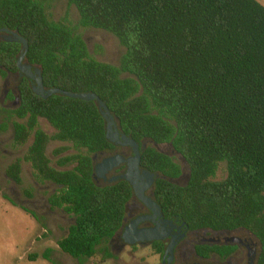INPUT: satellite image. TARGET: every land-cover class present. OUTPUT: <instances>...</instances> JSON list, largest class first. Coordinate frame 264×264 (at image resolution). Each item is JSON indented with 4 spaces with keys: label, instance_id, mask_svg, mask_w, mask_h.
<instances>
[{
    "label": "trees",
    "instance_id": "trees-1",
    "mask_svg": "<svg viewBox=\"0 0 264 264\" xmlns=\"http://www.w3.org/2000/svg\"><path fill=\"white\" fill-rule=\"evenodd\" d=\"M60 1L76 8L79 27L119 40L126 51L118 66L91 58L68 16L55 22L43 0H0V29L27 41L25 61L41 70L46 90L94 93L126 135L170 144L183 158L185 187L157 180V203L167 217L192 229L246 228L260 242L257 264H264V6L255 0ZM21 47L0 37V77L18 74ZM17 92L12 145L27 149L5 175L21 185L25 163L36 180L58 186L49 204L74 224L56 245L84 264L120 230L131 188L124 181L104 188L92 181V155L109 147L94 101L42 99L24 77ZM51 142L65 144L55 151L61 170L47 155ZM141 164L149 172L157 166L167 179L180 175L179 166L154 149L142 153ZM222 164L226 176L215 181ZM162 252L157 244L155 254ZM40 258L58 264L49 251Z\"/></svg>",
    "mask_w": 264,
    "mask_h": 264
},
{
    "label": "rangeland",
    "instance_id": "rangeland-1",
    "mask_svg": "<svg viewBox=\"0 0 264 264\" xmlns=\"http://www.w3.org/2000/svg\"><path fill=\"white\" fill-rule=\"evenodd\" d=\"M43 1L55 22H62L63 18L68 16L71 28L76 34L81 35L91 58L101 63L119 65L126 50L115 36L99 29L79 27V14L76 8L69 6L65 1ZM18 85V77L10 74L0 77V264H50L40 259L47 251L51 259L58 264H77V260L60 252L56 245L74 224L71 215L63 209L49 205L48 200L58 187L49 182L36 180L30 165L25 163L22 165L21 185L13 183L5 175L7 166L21 159L27 149V145L21 148H14L12 145V122L16 119L11 112L18 106V103L15 104ZM3 123L6 124L4 131L1 130ZM40 126L46 133L52 135L53 129L44 120H40ZM64 146L65 144L59 142L49 144L47 155L53 167L58 168L55 151ZM148 146L154 147L152 142H149ZM165 149L169 151V145L163 144L158 147L160 151ZM69 153L68 151L64 155ZM174 160L180 165V159L175 157ZM225 176V165L222 164L214 180L221 181ZM27 190L31 191L30 198L26 196ZM24 252L39 257V260L19 261ZM106 252L111 255L110 258L105 257ZM84 264H159V261L148 249L139 248L134 252L129 249L113 251L109 242H106L101 245L97 255Z\"/></svg>",
    "mask_w": 264,
    "mask_h": 264
},
{
    "label": "flooded vegetation",
    "instance_id": "flooded-vegetation-1",
    "mask_svg": "<svg viewBox=\"0 0 264 264\" xmlns=\"http://www.w3.org/2000/svg\"><path fill=\"white\" fill-rule=\"evenodd\" d=\"M3 36V33H1L0 37ZM12 76L19 79L24 77L19 72ZM29 82L31 85V81ZM17 103L15 101V104ZM118 131L120 135L124 134L134 140L122 132L119 126ZM135 142L139 146L140 163L138 168L140 173L145 171L154 175L152 184L145 190V196L154 202L160 210L157 208L152 210L146 206L134 195L130 187L132 195L124 208L125 215L122 226L108 241L111 249L113 251L115 249L121 251L129 249L131 252L139 248L148 249L152 255L158 258L159 264H257L261 249L260 242L248 229L242 227L222 230L192 229L177 218L167 217L157 203V180L164 177L157 172V166L154 172H149L143 167L141 155L147 149H154L156 152L171 158L175 164L177 163L174 158L180 159V165L177 164L180 168V175L174 180L175 184H173L179 187H185L188 183L189 166L170 144H167L170 148L169 151L168 149L160 151L158 147L163 144H157L147 139ZM147 142H152L154 147L150 148ZM134 157V150L131 146L109 142L107 149L99 150L92 155V181L94 185L104 188L124 181L121 177L126 175L129 169L126 161ZM112 159L116 161L111 167L107 168L105 163ZM57 169L61 170L59 167ZM149 229H157L156 236L160 237L161 240L137 241L139 239L138 233ZM134 240L137 241L136 244L130 245L128 243V241ZM157 244L163 246L161 255L155 254ZM170 245L172 250L163 260L164 252Z\"/></svg>",
    "mask_w": 264,
    "mask_h": 264
},
{
    "label": "water",
    "instance_id": "water-1",
    "mask_svg": "<svg viewBox=\"0 0 264 264\" xmlns=\"http://www.w3.org/2000/svg\"><path fill=\"white\" fill-rule=\"evenodd\" d=\"M0 33L7 34V36H3L4 37L3 40L5 42H10V43L14 42L21 44L22 47H21L20 55L17 59L18 72L21 76H24L26 79L31 81L32 92L36 96H39L42 99H47L53 95H61L70 99H77L84 102L94 101L97 104L98 111L105 122L106 140L114 144L120 143L124 145H129L134 150L135 157L133 159H129L128 161H126L129 165V169L127 174L122 176L121 179L126 181L130 185L134 195L146 206H148L152 210L155 208L160 210V208L156 206L154 202H152L150 199H148L145 196V190L152 184L154 175L145 171L140 173L138 168L140 163L139 146L134 140L126 137L124 134L121 135L119 134L118 131L119 125L117 124L116 119L110 113L105 103L94 93H72L57 88L46 90L43 86V78H42L41 70L37 67H33L29 65L25 61V56L28 51L27 41L23 39L21 36H19L17 32H13L7 29H0ZM16 102H18V99H16ZM115 161H116L115 159L108 160L105 163V165L107 166V168L111 167ZM97 172L99 171L97 170ZM163 179L169 181L172 184H175L174 180L167 178H163ZM156 233H158L157 229L143 230L138 233L139 239L137 241L161 240L160 237L156 236ZM137 241L136 240L128 241V243L130 245H134L136 244ZM171 250H172V246L170 245L164 252L163 260L166 257V255L171 252Z\"/></svg>",
    "mask_w": 264,
    "mask_h": 264
},
{
    "label": "crops",
    "instance_id": "crops-1",
    "mask_svg": "<svg viewBox=\"0 0 264 264\" xmlns=\"http://www.w3.org/2000/svg\"><path fill=\"white\" fill-rule=\"evenodd\" d=\"M255 1H257L259 4H261L262 6H264V0H255ZM29 256H30V254H28V252H24L23 255L19 257V259H20L19 261L35 262V261H30L28 259ZM40 259L43 260L42 258H40Z\"/></svg>",
    "mask_w": 264,
    "mask_h": 264
}]
</instances>
